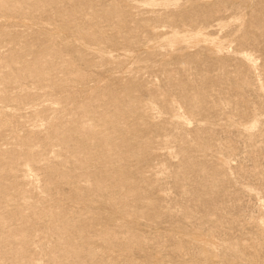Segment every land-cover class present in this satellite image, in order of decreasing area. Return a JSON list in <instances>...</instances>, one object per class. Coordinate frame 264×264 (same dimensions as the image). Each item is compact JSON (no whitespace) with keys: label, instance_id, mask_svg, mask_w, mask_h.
I'll return each instance as SVG.
<instances>
[{"label":"rangeland","instance_id":"obj_1","mask_svg":"<svg viewBox=\"0 0 264 264\" xmlns=\"http://www.w3.org/2000/svg\"><path fill=\"white\" fill-rule=\"evenodd\" d=\"M0 264H264V0H0Z\"/></svg>","mask_w":264,"mask_h":264}]
</instances>
